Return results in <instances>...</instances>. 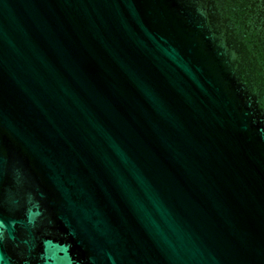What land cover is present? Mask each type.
Wrapping results in <instances>:
<instances>
[{"label": "water", "instance_id": "water-1", "mask_svg": "<svg viewBox=\"0 0 264 264\" xmlns=\"http://www.w3.org/2000/svg\"><path fill=\"white\" fill-rule=\"evenodd\" d=\"M0 264H264V0H0Z\"/></svg>", "mask_w": 264, "mask_h": 264}]
</instances>
